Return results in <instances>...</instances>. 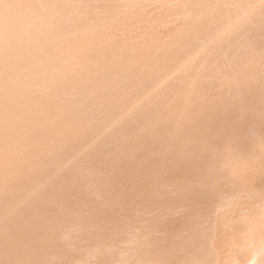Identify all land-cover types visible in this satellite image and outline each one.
I'll return each mask as SVG.
<instances>
[{"label":"bare ground","instance_id":"obj_1","mask_svg":"<svg viewBox=\"0 0 264 264\" xmlns=\"http://www.w3.org/2000/svg\"><path fill=\"white\" fill-rule=\"evenodd\" d=\"M0 264H264V0H0Z\"/></svg>","mask_w":264,"mask_h":264}]
</instances>
